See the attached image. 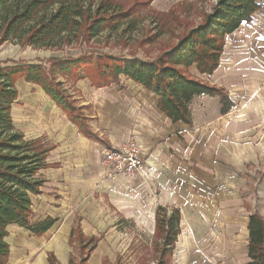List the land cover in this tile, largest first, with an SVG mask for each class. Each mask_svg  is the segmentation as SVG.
Masks as SVG:
<instances>
[{"label": "crops", "instance_id": "obj_1", "mask_svg": "<svg viewBox=\"0 0 264 264\" xmlns=\"http://www.w3.org/2000/svg\"><path fill=\"white\" fill-rule=\"evenodd\" d=\"M225 43L214 74H202L195 65L190 73L210 85L223 87L235 106L223 114L219 96L197 95L191 101L192 125L174 123L160 109L159 97L134 80L98 88L92 82L86 86L87 81L81 79L76 84L79 95L74 92L73 98L102 140L90 139L79 132L39 85L24 78L17 81V87L24 80L34 89L21 92L18 88L19 97L12 106L13 121L18 113L21 122L15 124L27 131V119L40 114L42 122L36 127L40 131L29 138L45 137L53 144L47 162L57 164L41 171L47 182L42 194L33 198L32 221L49 216L57 221L41 236L17 224L10 225L7 239L11 254L7 264H49L50 252L61 264H69L74 251L70 233L76 222L85 235L100 238L88 264H103L104 259L109 264L114 254L110 245L114 236L108 232L117 224L107 215V204L150 236H155L159 206L179 208L181 235L171 257L174 263L182 255H191L195 244L201 250L213 219L220 222L219 237L221 230L235 232L231 229L241 223L242 207L251 214L236 183L245 162L242 158L248 155L241 153L238 138L258 129L260 135L264 134V5L251 21L227 36ZM134 136L150 167L146 178L108 177L102 162L103 147ZM248 144L254 147L253 138H248ZM248 157L253 162L259 159L252 151ZM212 204L214 211L203 212V207ZM249 221L250 216L245 229L247 245ZM186 226L190 230L186 231Z\"/></svg>", "mask_w": 264, "mask_h": 264}, {"label": "trees", "instance_id": "obj_2", "mask_svg": "<svg viewBox=\"0 0 264 264\" xmlns=\"http://www.w3.org/2000/svg\"><path fill=\"white\" fill-rule=\"evenodd\" d=\"M94 2L96 3L94 7ZM133 0L125 9L115 0H0V45L5 42L36 49L61 48L77 40L90 41L103 31H116L131 19L137 7L145 5ZM264 0H217L203 19L177 37L173 46L162 49L156 57L132 58L100 54L93 62L84 54L67 59L34 63L24 59L0 64V264L10 258L8 227L17 224L34 236H41L56 223L51 216L32 221L33 198L42 194L47 179L43 169L56 166L47 162L54 145L45 137L29 138L13 121V103L19 97L17 81L39 85L69 120L87 138L101 141L89 126L83 108L55 76L54 68L62 74H79L81 70L95 87L121 85L122 77L134 80L159 97V107L170 119L193 124L192 99L197 95L219 96L223 114L231 111L235 102L223 87L210 85L190 73L196 66L202 74H214L225 50L227 36L243 23L252 20ZM157 36V35H156ZM155 41L147 37L145 43ZM86 67V68H85ZM82 76V75H81ZM247 208L250 205L246 203ZM248 229L247 264H264V216L251 212ZM181 211L177 207L159 206L156 213L155 247L158 264H169L181 235ZM70 244L77 251L69 264H88L100 238L83 233L76 222L70 233ZM49 264H61L50 252ZM103 264H107L104 259Z\"/></svg>", "mask_w": 264, "mask_h": 264}, {"label": "rangeland", "instance_id": "obj_3", "mask_svg": "<svg viewBox=\"0 0 264 264\" xmlns=\"http://www.w3.org/2000/svg\"><path fill=\"white\" fill-rule=\"evenodd\" d=\"M125 9L133 0H115ZM142 2L148 1L145 5L137 7V11L132 15L131 19L123 22L122 26L116 31H103L97 37L90 41L77 40L71 45H65L61 48H45L36 49L32 47H22L19 44L5 42L0 45V64L5 61H16L24 59L34 63H46L51 67L53 59H67L69 57H78L86 55L92 57V61L98 55L108 53L114 56H124L132 58L133 55L139 58L156 57L162 49H167L174 45L177 37L188 31L190 27L198 24L204 13L210 11L217 0H139ZM96 3L94 2V7ZM157 35V36H156ZM147 37H155V41L145 43ZM86 68V67H85ZM55 76L62 81L63 87L73 96L79 95V90L76 84L81 79L89 86L91 81L80 70L73 74H62L54 68ZM82 75V76H81ZM126 77L123 76L122 81L125 83ZM89 80V81H88ZM32 87V86H31ZM30 85L24 80L19 82V90L31 91ZM36 89V88H35ZM73 93V94H72ZM84 98V97H83ZM85 99V98H84ZM19 102V101H18ZM21 103V102H19ZM41 115H32L27 119L26 132L28 137H32L40 129H36L42 122ZM15 121L20 125L18 113L15 114ZM29 121V122H28ZM24 124V123H22ZM20 127V126H19ZM17 127V128H19ZM260 130H254L248 135L246 131L240 138L238 143L241 147V153L249 152L258 154L256 161H250V158H242L245 161L242 164V170L239 171L236 183L240 187V195L242 192L245 195L246 202L250 205V212L259 211L264 216V134H259ZM248 138H253L254 147L249 148ZM262 138V139H261ZM261 142V145L259 143ZM106 204V200H104ZM102 201V206H104ZM209 207H203V212L213 210L215 204ZM219 208V206H218ZM108 214L116 220V227L110 228L109 236H114L111 239V247L114 250L111 262L109 264H158L157 253L155 247L156 236L148 235L140 230L132 220L121 218L119 213L107 204ZM219 212V209H216ZM241 223L233 229L235 232L230 233L228 230L220 231L222 237H219L220 222L214 221L205 231L208 238L203 241V247L195 244L194 252L191 255H182L178 263L172 262L169 264H247L248 245L246 237V224L249 219L248 211L242 207ZM240 220V219H239ZM190 230L186 226V231ZM192 234V233H191ZM235 238V239H234ZM73 252L77 251L73 248ZM186 260L191 261L185 263Z\"/></svg>", "mask_w": 264, "mask_h": 264}, {"label": "built area", "instance_id": "obj_4", "mask_svg": "<svg viewBox=\"0 0 264 264\" xmlns=\"http://www.w3.org/2000/svg\"><path fill=\"white\" fill-rule=\"evenodd\" d=\"M103 148L102 162L107 168L108 177L125 175L146 178L150 167L135 136L126 138L120 144Z\"/></svg>", "mask_w": 264, "mask_h": 264}]
</instances>
